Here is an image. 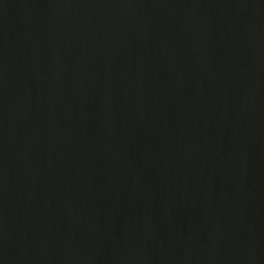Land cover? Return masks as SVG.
<instances>
[{"label": "water", "instance_id": "obj_1", "mask_svg": "<svg viewBox=\"0 0 264 264\" xmlns=\"http://www.w3.org/2000/svg\"><path fill=\"white\" fill-rule=\"evenodd\" d=\"M0 264H264V0H0Z\"/></svg>", "mask_w": 264, "mask_h": 264}]
</instances>
